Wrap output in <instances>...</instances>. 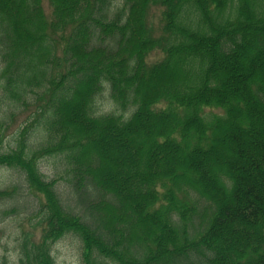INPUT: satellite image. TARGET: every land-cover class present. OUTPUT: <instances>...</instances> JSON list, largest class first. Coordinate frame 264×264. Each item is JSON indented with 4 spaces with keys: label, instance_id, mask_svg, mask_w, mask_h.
I'll return each instance as SVG.
<instances>
[{
    "label": "trees",
    "instance_id": "16d2710c",
    "mask_svg": "<svg viewBox=\"0 0 264 264\" xmlns=\"http://www.w3.org/2000/svg\"><path fill=\"white\" fill-rule=\"evenodd\" d=\"M46 1L0 0V167L38 199L16 264L69 233L78 264H264V0Z\"/></svg>",
    "mask_w": 264,
    "mask_h": 264
},
{
    "label": "rangeland",
    "instance_id": "374dc122",
    "mask_svg": "<svg viewBox=\"0 0 264 264\" xmlns=\"http://www.w3.org/2000/svg\"><path fill=\"white\" fill-rule=\"evenodd\" d=\"M44 7L49 11V5L44 0ZM261 41L252 39V44ZM98 110L107 112L113 109L111 100L108 98L107 92L100 94L97 97ZM1 107V104H0ZM119 112L117 109H114ZM20 121V119L18 120ZM9 130L8 138L12 137V130ZM31 140H35L34 135ZM117 151V150H116ZM118 152V151H117ZM40 169L48 180L57 178V190L61 198L66 203L71 204L72 190L67 177L63 172V163L58 156H47L42 158ZM17 185L19 192L13 198L0 200V264H16L17 259V239L22 237V231H32V224L35 222L32 213L38 206V199L25 186L20 173L9 167H0V189H4L10 185ZM14 208V209H12ZM37 236L39 231L34 232ZM52 253L57 264H78L81 250L78 238L69 233L57 240L52 245Z\"/></svg>",
    "mask_w": 264,
    "mask_h": 264
}]
</instances>
